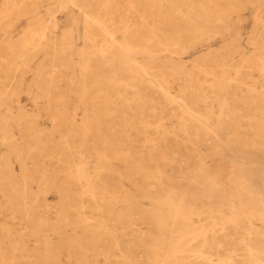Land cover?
<instances>
[{
	"label": "rangeland",
	"instance_id": "374dc122",
	"mask_svg": "<svg viewBox=\"0 0 264 264\" xmlns=\"http://www.w3.org/2000/svg\"><path fill=\"white\" fill-rule=\"evenodd\" d=\"M111 1L0 0V264H264V0Z\"/></svg>",
	"mask_w": 264,
	"mask_h": 264
},
{
	"label": "bare ground",
	"instance_id": "6f19581e",
	"mask_svg": "<svg viewBox=\"0 0 264 264\" xmlns=\"http://www.w3.org/2000/svg\"><path fill=\"white\" fill-rule=\"evenodd\" d=\"M100 1V0H99ZM110 2H112L111 0H110ZM108 3V2H107ZM89 4V3H88ZM103 5V4H102ZM106 5H109L110 6V4H106ZM99 6V5H98ZM109 8V7H108ZM15 9V8H14ZM31 9V8H30ZM99 9H102V8H99ZM99 9H98V11H99ZM237 9V8H236ZM10 10V9H9ZM104 10V9H103ZM23 11V10H22ZM229 11V10H228ZM7 12V11H6ZM134 12V11H133ZM99 13V12H98ZM138 13V12H137ZM8 15V14H7ZM14 15V14H13ZM19 16V15H18ZM86 16V15H85ZM93 16V15H92ZM106 16V15H105ZM108 18V17H107ZM110 18V17H109ZM11 19V18H10ZM16 19V18H15ZM86 19L88 20L89 19V17L87 18L86 17ZM166 19V18H165ZM14 20V19H13ZM86 20V21H87ZM98 20V19H97ZM96 20V21H97ZM100 20V19H99ZM6 21V20H5ZM8 21V20H7ZM88 21H91L92 22V20H88ZM93 21H95V20H93ZM108 22H109V20H108ZM102 23V22H101ZM111 23H113L112 21H111ZM33 24V23H32ZM93 24V23H92ZM95 24V23H94ZM5 25V24H4ZM96 25V24H95ZM101 25V24H100ZM104 25V24H103ZM102 25V26H103ZM90 26V25H89ZM113 27H114V25H113ZM42 28V27H41ZM106 29V28H105ZM92 30V29H91ZM102 30H103V28H102ZM107 30V29H106ZM154 30H156V29H154ZM104 31V30H103ZM89 32V31H88ZM154 31L152 30V33H153ZM28 33V32H27ZM99 33V32H98ZM102 33V32H101ZM100 33V34H101ZM110 32H108V34H109ZM113 33V32H112ZM159 33V32H158ZM26 34V33H25ZM88 34H91V33H87V35ZM107 34V33H106ZM111 34V33H110ZM137 34V33H136ZM33 35V34H32ZM39 35V34H38ZM36 36V35H35ZM97 36V35H96ZM32 37V36H31ZM42 37V36H41ZM44 37V36H43ZM34 38V37H33ZM92 38H94V37H92ZM114 39V38H113ZM112 39V40H113ZM151 39V38H150ZM144 40H146V39H144ZM158 40V39H157ZM167 40V39H166ZM32 42H33V40H32ZM114 42H116L115 41V39H114ZM113 42V43H114ZM89 43V42H88ZM92 43V42H91ZM93 44V43H92ZM91 44V45H92ZM33 45V44H32ZM94 45V44H93ZM102 45V44H101ZM160 45V44H159ZM162 45V44H161ZM95 46H96V44H95ZM105 46V45H104ZM129 46H131V45H129ZM167 46H169V45H166L165 47H167ZM15 47V46H14ZM19 47V46H18ZM173 47V46H172ZM104 48V47H103ZM131 48V47H130ZM128 49V48H127ZM132 49V48H131ZM145 50V49H144ZM12 51V50H11ZM128 51H130V50H128ZM22 52V51H21ZM166 52V51H165ZM4 54V53H3ZM21 54V53H20ZM5 55V54H4ZM224 58V57H223ZM10 59V58H9ZM14 60V59H13ZM220 61V60H219ZM225 62V61H224ZM10 63H11V61H10ZM13 64V63H12ZM11 64V65H12ZM7 65H8V63H7ZM6 65V66H7ZM262 65V64H261ZM149 67V66H148ZM16 68V67H15ZM142 69H144V68H142ZM157 69V68H156ZM202 69V68H201ZM147 71V70H146ZM205 71V70H204ZM137 72V71H136ZM148 72V71H147ZM155 72H157V71H155ZM158 73V72H157ZM213 73H215V72H213ZM136 74V73H135ZM134 74V75H135ZM139 74H141V73H138V77L140 76ZM147 74V73H146ZM194 74V73H193ZM147 75H149V74H147ZM195 76V75H194ZM144 77H146V75L144 76ZM151 77V76H150ZM150 77H149V79H150ZM188 77V76H187ZM140 78V77H139ZM155 78V77H154ZM153 78V76H152V79H154ZM190 78V77H189ZM188 78V79H189ZM132 79V78H131ZM135 79V78H134ZM143 79V78H142ZM145 79V78H144ZM187 79V78H186ZM196 79V78H195ZM158 80V79H157ZM150 81V80H149ZM154 81V80H153ZM151 82V81H150ZM164 82V81H163ZM113 83V82H112ZM129 83V82H128ZM134 83V82H133ZM137 83V82H136ZM139 83V82H138ZM137 83V84H138ZM161 83V82H160ZM127 84V83H126ZM141 84V83H140ZM202 84V83H201ZM132 85V84H131ZM158 85H159V82H158ZM162 85V84H161ZM167 85H169V84H167ZM185 85V84H184ZM189 85V84H188ZM215 85V84H214ZM152 86H153V84H152ZM196 86V85H195ZM138 87V86H137ZM151 87V86H150ZM134 88V87H133ZM157 88H159V89H161L160 87H157ZM168 88V87H167ZM190 88H191V86H190ZM138 90V89H137ZM164 91V89L162 90V92ZM169 91V90H168ZM167 91V92H168ZM193 91V90H192ZM262 91V90H261ZM137 92V91H136ZM164 92H166V90L164 91ZM229 92V91H228ZM135 93V92H134ZM205 93V92H204ZM251 94V93H250ZM170 95V94H169ZM185 95V94H184ZM243 95V94H242ZM100 96V95H99ZM172 98V97H171ZM170 99V98H169ZM109 101H110V99H109ZM179 101H181V100H179ZM225 101V100H224ZM256 101V100H255ZM254 101V102H255ZM101 102V101H100ZM99 102V103H100ZM182 102V101H181ZM106 103V102H105ZM110 103V102H109ZM169 103H170V101H169ZM222 103V102H221ZM107 104V103H106ZM186 104V103H185ZM101 105V104H100ZM105 105V104H104ZM103 105V106H104ZM108 105V104H107ZM107 105H105V106H107ZM128 105V104H127ZM193 105V104H192ZM204 105V104H203ZM179 106V105H178ZM201 106V105H200ZM129 107V106H128ZM99 108V107H98ZM187 108V107H186ZM185 108V109H186ZM207 108H209V107H207ZM131 109V108H130ZM204 109V108H203ZM99 110V109H98ZM188 111H189V109H188ZM190 112H191V110H190ZM186 115V114H185ZM191 116V115H190ZM170 118V117H169ZM186 118V117H185ZM187 119V118H186ZM245 119V118H244ZM246 120V119H245ZM193 120H191V123H194V121H196V120H194L193 122H192ZM200 121V120H199ZM72 122V121H71ZM198 122V121H197ZM200 123V122H199ZM198 123V124H199ZM74 124V123H73ZM259 124H261V123H259ZM200 126V125H199ZM202 126V128H203V131H207V129L205 128V125L204 124H202L201 125ZM198 127V126H197ZM194 128V127H193ZM196 128V127H195ZM236 129V128H235ZM89 130V129H88ZM99 131V130H98ZM234 131V130H233ZM235 131H237V130H235ZM263 131V130H262ZM100 132H102L101 130H100ZM89 133V132H88ZM87 133V134H88ZM162 133V132H161ZM211 134H212V132H210ZM85 134V133H84ZM202 134H204V133H202ZM237 134V133H236ZM80 136H81V134H80ZM83 136V135H82ZM84 136H86V135H84ZM97 136V135H96ZM201 136H203V135H201ZM237 136H239V135H237ZM79 137V136H78ZM128 137V136H127ZM98 138V137H97ZM102 138V137H101ZM116 138V137H115ZM177 138V137H176ZM83 139V138H82ZM93 139V138H92ZM100 139V138H99ZM119 139V138H118ZM117 139V140H118ZM103 140V139H102ZM241 141V140H240ZM91 142V141H90ZM159 142V141H158ZM161 142V141H160ZM79 143H80V141H79ZM78 143V144H79ZM82 143H83V141H82ZM101 143V142H100ZM68 144V143H67ZM75 144V143H74ZM88 144V143H87ZM118 144V143H117ZM77 145V144H76ZM92 145V144H91ZM90 145V146H91ZM104 146V145H103ZM108 146H111V145H108ZM119 146V145H118ZM145 146V145H144ZM153 146V145H152ZM68 147H69V145H68ZM106 147H107V145H106ZM117 147V146H116ZM120 147V146H119ZM118 147V148H119ZM130 146L128 145L127 146V148H129ZM150 147V146H149ZM131 148V147H130ZM154 148H155V146H154ZM113 149H115V148H113ZM132 149V148H131ZM141 149V148H140ZM174 150L176 149L175 147L173 148ZM224 149V148H223ZM66 150H68V148L66 149ZM93 150V149H92ZM119 150V149H118ZM128 150V149H127ZM133 150V149H132ZM152 150V149H151ZM173 150V151H174ZM175 151H177V150H175ZM174 151V152H175ZM140 152V151H139ZM227 152H230L231 153V155L232 156H234L236 159H238V160H241V161H249V162H251L253 165H254V167H255V169L257 170V172L262 176V178H264V153L263 154H247V153H245V152H242V151H240V150H238V149H229V151H227ZM149 153V152H148ZM137 154V153H136ZM139 154V153H138ZM144 153H143V151H141V155H143ZM151 154V153H150ZM176 154V153H175ZM229 155V154H228ZM231 156V159L233 158ZM122 158H123V154H122ZM156 158V157H155ZM235 158H234V160H235ZM68 159V158H67ZM66 159V160H67ZM71 159H73V158H71ZM114 159V158H113ZM69 160H70V158H69ZM155 160V159H154ZM68 163V162H67ZM68 169H70V167L68 168ZM79 178V177H78ZM84 178H85V176H84ZM111 182V181H110ZM133 182V181H132ZM89 184V183H88ZM87 184V185H88ZM109 184V183H108ZM90 185V184H89ZM109 185H112L111 183L109 184ZM61 186V185H60ZM92 185H90V187H91ZM111 187V186H110ZM110 187H108V189H110ZM114 187V186H113ZM89 188V187H88ZM92 188V187H91ZM115 188V187H114ZM84 189V188H83ZM90 189V188H89ZM61 190V189H60ZM63 190V189H62ZM70 191V190H69ZM85 191H87V190H85ZM106 191V190H105ZM109 191H111V190H109ZM112 191H113V189H112ZM66 192V191H65ZM114 192V191H113ZM115 192H118V191H115ZM62 193V192H61ZM109 193V192H108ZM110 194H111V192H110ZM108 195V194H107ZM248 195V194H247ZM115 196V195H114ZM231 196V195H230ZM90 197H91V195H90ZM124 198V197H123ZM111 199H113V198H111ZM111 199H108L107 200V202L109 201V200H111ZM114 199H116V198H114ZM113 199V200H114ZM131 199V198H130ZM129 199V200H130ZM90 201V200H89ZM116 202V201H115ZM124 202V201H123ZM86 203V202H85ZM117 203V202H116ZM82 204V203H81ZM87 204V203H86ZM96 204V203H95ZM110 204H112V203H110ZM263 204V203H262ZM96 206V205H95ZM86 207H87V205H86ZM79 208V207H78ZM87 209V208H86ZM99 209V208H98ZM102 209V208H101ZM96 210V209H95ZM121 210V209H120ZM264 210V209H263ZM86 211V210H85ZM118 212V211H117ZM120 214H121V211H120ZM119 215V214H118ZM115 217V216H114ZM120 218H121V216H120ZM104 219V218H103ZM119 219V218H118ZM175 220V219H174ZM118 223V222H117ZM165 225V224H164ZM177 225H179V224H177ZM88 228V227H87ZM120 229V228H119ZM163 229V228H162ZM96 231V230H95ZM172 231V230H171ZM190 233H192V232H190ZM96 235V234H95ZM183 236H184V234H182ZM219 235V234H218ZM238 235V234H237ZM93 236V235H92ZM179 236V235H178ZM177 236V237H178ZM188 237H189V235H187ZM188 237H187V239H188ZM193 238V237H192ZM201 238V237H200ZM204 238V237H203ZM202 238V239H203ZM115 239V238H114ZM186 239V238H185ZM193 240V239H192ZM191 240V242H193ZM205 241V240H204ZM205 243H206V241H205ZM179 244H180V242H179ZM191 244V243H190ZM190 244H188V246L190 245ZM249 246H250V244H248ZM1 246V245H0ZM187 246V245H186ZM187 246V247H188ZM209 246V245H208ZM248 246V247H249ZM118 247V246H117ZM169 247V246H168ZM186 247V248H187ZM216 247H218V246H216ZM182 248H184V247H182ZM189 248V247H188ZM201 249V248H200ZM194 250V249H193ZM128 251V250H127ZM186 251V250H185ZM235 251V250H234ZM191 252H193L194 253V251H191ZM196 252V251H195ZM252 252V251H251ZM250 252V253H251ZM255 252V251H254ZM243 253V252H242ZM202 254V253H201ZM252 254V253H251ZM204 255V254H203ZM244 255V254H243ZM247 255H249V254H247ZM200 256V255H199ZM216 257H218V256H216ZM245 257H247V256H245ZM163 258H165V257H163ZM167 258V257H166ZM165 258V259H166ZM203 258H205V257H203ZM250 258H252V257H250ZM206 260L208 259V258H205ZM243 259V258H242ZM202 260V259H201ZM251 260V259H250ZM249 260V261H250ZM203 261V260H202ZM244 261V260H243ZM260 261V260H259ZM125 262V261H124ZM163 262H164V259H163ZM162 262V263H163ZM192 262V261H191ZM190 262V263H191ZM195 262V259H194V261H193V263ZM207 262V261H206ZM205 262V263H206ZM253 262H255V261H253ZM119 263V262H118ZM122 263H123V261H122ZM121 263V264H122ZM257 263V262H256ZM120 264V263H119ZM195 264V263H194ZM207 264V263H206ZM249 264V263H248Z\"/></svg>",
	"mask_w": 264,
	"mask_h": 264
}]
</instances>
